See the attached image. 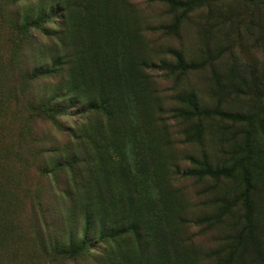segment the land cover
Listing matches in <instances>:
<instances>
[{
	"label": "trees",
	"instance_id": "trees-1",
	"mask_svg": "<svg viewBox=\"0 0 264 264\" xmlns=\"http://www.w3.org/2000/svg\"><path fill=\"white\" fill-rule=\"evenodd\" d=\"M139 1L0 0L16 78L26 89L43 82L28 95L26 112L68 139L23 137L50 186L33 195L27 245L17 225L0 236V251L11 256L0 264H264V181L256 183L264 166L249 151L250 136L264 138V66H230L236 91L209 85L210 106L195 89L174 87L173 106L163 107L152 75L180 83L210 67L206 82L219 84L215 57H238L234 44L264 57V0ZM151 7L165 12L154 16ZM184 37H196L208 58L191 60L185 48L160 42ZM223 93L232 97L223 101ZM21 94L11 92L16 101ZM242 96L255 98L258 114L234 109ZM73 114L80 119L64 127ZM162 116L189 124L190 151H166L168 137L156 127L167 124ZM207 122L231 132L221 148L206 145ZM245 125L251 129L239 149ZM14 173L22 180L24 172ZM178 181L191 182L195 195ZM225 182L239 185L231 200L227 192L218 197Z\"/></svg>",
	"mask_w": 264,
	"mask_h": 264
},
{
	"label": "rangeland",
	"instance_id": "rangeland-1",
	"mask_svg": "<svg viewBox=\"0 0 264 264\" xmlns=\"http://www.w3.org/2000/svg\"><path fill=\"white\" fill-rule=\"evenodd\" d=\"M139 5L142 3L140 0ZM146 7L144 3L142 7ZM143 7V8H144ZM150 12H155L154 16H158L161 13L165 12L164 8L159 7H151L149 8ZM1 22V21H0ZM188 29V26H187ZM187 35V33H186ZM161 43L165 45H172L178 48H185L187 58L191 60H201L206 59L208 57H203L199 47L198 39L184 37L183 42H178L173 39H162ZM218 39H215V45H218ZM213 45V46H215ZM249 46V45H248ZM217 47V46H216ZM234 52L238 54V57H232L229 52H226L221 58L218 60V57H215L218 62V75L221 76L220 83L218 84L217 80L213 82H206L205 78L210 77L213 71V68L207 67L206 70L200 71L198 73L192 72L185 78L181 79L180 83H176L174 79L170 76H165L164 73H153V77L158 88V96L160 98L161 104L165 108H169L173 106V102H171L172 95L175 88L179 89H195L203 102L207 105H215L216 98H212L207 93L208 86L210 85L211 89H214L215 84L217 87H221L225 92H234L235 88H229V85L236 81L238 83V79H233L230 73V66L237 67L245 64H256L264 66V57L261 52H257L256 50H252L247 47V50L241 45L234 44L233 45ZM216 49V48H215ZM236 50V51H235ZM14 52L9 43V35L6 29L1 26L0 23V179L1 177L4 179L3 182L0 183V236L3 237L8 234L10 227L13 225H17V230H24V243L27 245V222L31 217V208L33 204V195L36 193L38 188L43 186H50V183H46L42 180L39 171V164L33 160L31 155L32 152H29L27 148L24 147L23 137H25L29 132L33 131L36 134L46 135L54 139L55 141L66 142V133L59 131L56 129L52 123H48L41 120H33L29 118L28 113L26 112L25 105L28 101V95L33 91L38 94L43 89V82H36L30 86L29 89L16 78L14 69L15 58ZM217 56V52L215 51L213 56ZM170 58V57H169ZM26 63V62H25ZM14 67V68H13ZM231 75V76H230ZM240 74H235L237 77ZM213 78V76H212ZM50 82H48L49 84ZM175 87V88H174ZM14 89H18L22 91L20 98L16 101L11 92ZM222 100L225 101L232 97V94H221ZM228 97V98H226ZM255 98L251 96H242L241 98H235V101L231 104L235 108L240 109L244 112L250 114H258L259 108L256 104ZM157 113V112H156ZM98 118V116H95ZM264 118V111H263ZM80 117L77 114H73L70 117H65L62 119V123L64 127L67 125H74V122L79 120ZM163 121H166L167 124H156L157 130L160 131L161 135L164 137L161 131L164 132L165 136L168 137V140L163 142V145H166V151L172 152L177 155H181L185 152L191 150V146H186L184 144V132L188 128L189 124L183 122L182 120H175L168 118V116H162ZM257 122H255L256 124ZM207 128L205 129V140L206 145L214 146L215 148H221L225 143L222 141V135H225L226 139H230L231 132L228 134L220 133L218 129V125L213 124L211 122H207ZM245 133L242 134L240 138V142H238V137L236 141L238 142V148L245 147V139L248 134H246L247 130H250L251 127L245 125L244 127ZM251 139V149L249 150L253 154H258V157L261 163L264 166V138L258 133L254 136H250ZM165 140V139H164ZM226 141V140H225ZM228 144H225L226 147ZM233 146V145H232ZM16 147L20 148V151L25 154V158L23 155H16L13 149ZM249 147V148H250ZM232 151H235V148H232ZM34 153V151H33ZM242 153V152H241ZM35 156V155H33ZM244 156L241 155V157ZM170 159L168 160V162ZM7 166L14 168V172L16 169L24 172L21 179L22 180H14L15 173L13 171H8ZM261 172V173H260ZM18 175V172L16 173ZM258 179H256V183L258 187L261 185V180L264 181V171L259 170L256 174ZM178 181V185L183 187V191L185 194L193 192V188L191 187V182H185L183 184ZM243 186L242 184H240ZM239 185L236 183H228L225 182L220 189L218 190V197L222 196V192H227L228 200H231L235 194L237 193ZM243 190L245 187L243 186ZM257 194V193H256ZM14 200H17L19 207H13L15 203ZM11 202V204L9 203ZM29 223V222H28ZM224 233V232H223ZM8 245V244H7ZM9 246V245H8ZM10 257L8 252L0 251V258ZM32 257V253L30 254Z\"/></svg>",
	"mask_w": 264,
	"mask_h": 264
}]
</instances>
